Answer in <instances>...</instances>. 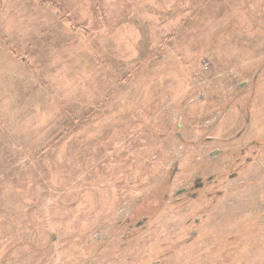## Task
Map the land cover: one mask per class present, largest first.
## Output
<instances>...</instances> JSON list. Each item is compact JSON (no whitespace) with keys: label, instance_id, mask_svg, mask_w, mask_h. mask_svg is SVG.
Wrapping results in <instances>:
<instances>
[{"label":"rangeland","instance_id":"1","mask_svg":"<svg viewBox=\"0 0 264 264\" xmlns=\"http://www.w3.org/2000/svg\"><path fill=\"white\" fill-rule=\"evenodd\" d=\"M261 145L264 0H0V264H264Z\"/></svg>","mask_w":264,"mask_h":264},{"label":"flooded vegetation","instance_id":"2","mask_svg":"<svg viewBox=\"0 0 264 264\" xmlns=\"http://www.w3.org/2000/svg\"><path fill=\"white\" fill-rule=\"evenodd\" d=\"M253 144V143H252ZM259 148H262V149H264L263 148V146L261 145ZM250 149V148H249ZM249 149L248 148H246L245 147V149H243L242 150V153L244 152L246 155L244 156V161H245V163L246 164H248V163H251L252 161H254V154H256V151H253V152H251V151H249ZM205 184V183H204ZM202 182H196L193 186H194V188H202L203 186H205Z\"/></svg>","mask_w":264,"mask_h":264}]
</instances>
